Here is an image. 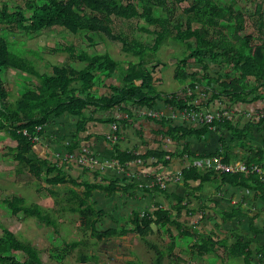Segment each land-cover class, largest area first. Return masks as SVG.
<instances>
[{
    "label": "trees",
    "instance_id": "16d2710c",
    "mask_svg": "<svg viewBox=\"0 0 264 264\" xmlns=\"http://www.w3.org/2000/svg\"><path fill=\"white\" fill-rule=\"evenodd\" d=\"M182 2L186 5L180 11L175 10ZM9 3L8 0L0 1V133L15 141L8 145L3 156L17 161L16 175L43 178L48 184L46 189L53 195L64 189L62 199L67 205L61 207L77 213V226L82 232L89 231L97 239L135 233L153 249V264H163L164 256H172L176 248L187 251L192 258L197 257L205 264H214L217 258H221L222 264L236 263L234 260L224 261L223 254L227 256L228 252L234 257L243 256L247 262L249 242L244 241L234 228L226 227V237L232 235L236 238L234 243H228L226 238H217L219 226L225 227L230 221L241 220L245 214L241 202L233 204L231 209L220 208L212 191L221 193L220 188L224 184L253 186L264 201V144H253L248 137L253 129L258 130L260 125L264 127V114L246 119L242 114L236 115L237 110L233 112L235 107L246 109L251 103L264 99V15L261 4H256L254 12L259 14L256 27L263 36L255 42L252 33H241L245 23L236 0H18L12 6ZM112 16L143 20L145 24L137 28L154 35L153 44L149 47L152 50L166 38L184 43L183 55L176 64L173 77L185 87L170 93L159 90L153 75L154 68L145 66L141 60L145 47L137 49L118 32L111 33V36L120 40L124 51L137 54L139 60L124 67L107 51L99 53L81 49L76 52L74 46L66 45L61 50L68 51L71 57L74 54L73 58L82 65L75 68L53 64L49 72L38 70L35 60L27 55L33 50L23 46V40L7 35L33 33L52 26H61L73 33L89 29L110 34L112 25L109 19ZM229 25L234 27L233 38L224 31ZM189 60L201 64L203 73L189 70ZM211 65L220 67L222 71H208ZM10 68L37 79V83H25L21 92L12 99L3 78L4 72ZM100 84L107 87L103 94L95 92ZM129 102L136 104L134 110ZM161 103L170 106L171 113L166 114L160 109ZM203 104L216 106L213 110L229 109L232 113L229 117L203 123L179 118L182 111H212ZM91 106L103 109L117 106L121 112L105 119L111 124L110 131L104 136L113 146L107 156L98 157L88 145L80 143L79 132L84 130L88 120H94L88 112ZM141 107L154 110L157 115L141 113L138 110ZM133 111L139 117L158 123L160 128L157 132L163 139L173 142L174 147L150 148L145 152L122 148L119 128L134 117ZM61 115L77 118V129L71 131L64 148L56 151L52 158L37 155L32 146L47 135L53 118ZM112 124H115L114 129ZM210 131L216 132L220 146L213 151L195 153L192 143L204 139ZM235 148L242 149L239 157L242 162L248 167L257 164L259 170L203 169L195 162L211 156H220L226 163L233 162L236 157L232 150ZM67 153L73 157H65ZM83 155L97 156L99 160L109 158L116 163L100 167L77 162L76 158ZM173 157L185 159L186 165L177 171L169 170ZM71 163L80 167L81 172L77 176L65 170ZM105 167H113L118 172L103 176L100 181L88 179L87 171L93 170L98 174L102 170L100 168ZM140 177L147 178L146 182ZM170 181L175 182L173 189L181 186L182 192L170 191ZM95 191L106 196L127 194L128 198L136 193H161L168 203L163 205L155 201L151 207L145 208L134 205L127 216L119 215L120 220H126L125 224L103 228L101 222L106 211L98 208L91 199ZM202 192L206 196L201 195ZM3 200L13 212L21 211L54 228L57 225L47 209L37 202H28L21 194H13ZM60 200L58 202L61 203ZM196 214L199 218L191 221L190 217ZM0 229V264L6 260L14 264H46L30 241L20 238L6 226L2 225ZM155 231L169 233L170 241L164 245L152 241L148 236ZM80 242L82 239L64 241L63 246L71 249ZM220 245L223 254L218 253L217 246ZM206 255L208 262L203 258ZM82 258H94V255L85 254Z\"/></svg>",
    "mask_w": 264,
    "mask_h": 264
},
{
    "label": "rangeland",
    "instance_id": "374dc122",
    "mask_svg": "<svg viewBox=\"0 0 264 264\" xmlns=\"http://www.w3.org/2000/svg\"><path fill=\"white\" fill-rule=\"evenodd\" d=\"M8 1L11 6L18 2V0ZM236 1L238 7L243 11L245 23L241 33H252L254 41L259 42L260 37L263 35L259 33L256 27L259 14L255 13L254 9L257 3L261 4V13L264 15V0ZM185 5L186 2H182L175 7V10L180 11ZM109 22L112 25L110 34L103 30L97 33L89 29H81L73 33L64 27L52 26L33 33H7V35L10 38L23 40V46L37 52V54L33 51L27 52V55L35 60L38 70L49 72L53 64L68 65L75 68L82 65L81 62H77L73 58L74 54L71 57L68 55V51L61 50V47L66 45L74 46L76 52L81 49L99 53L107 51L113 58L119 60L124 67L128 66L131 61L139 60L137 54L124 51L120 40L111 36V33L118 32L137 49L145 47L146 50H144L141 60L144 61L145 66L154 68L153 75L158 81L157 88L159 90L165 93L176 92L182 86L173 77V74L178 60L183 55L184 43L166 38L157 49L152 50L149 47L153 44L154 35L147 34L144 30L137 28V26L145 24L143 20L112 16ZM220 28L224 27L220 26ZM233 29L234 27L229 25L224 31L229 37L233 38ZM4 34L6 35V32ZM189 65V70H197L199 73H203L201 64H195L192 60H189ZM209 70L222 71L216 65H211ZM3 78L10 99L21 92L25 83H37L34 76L12 68L4 72ZM14 143L13 139L0 133V226H6L20 238L30 241L38 249L40 258L46 264H153V249L133 232L97 239L89 231H80L77 226V213L61 207L67 205L66 201L62 199L65 194L64 189H61L57 195H53L46 189L48 184L43 178L36 179L32 176L27 178L26 175H16L17 161L11 157L3 156L8 150V145ZM13 194H21L28 202H37L44 209H47L56 221V227L47 225L21 211L13 212L3 200ZM91 199L96 202L98 208L106 211L101 222L104 225L103 228L110 225L125 224V219H118V215H121L120 209H114L112 198H105L102 194L96 193L92 195ZM153 228L157 229L156 226H153ZM172 228L174 229V226ZM148 237L161 245L166 244L171 239L169 233L165 231H155ZM73 239H82V242L71 249L63 246L64 241ZM56 252L59 255L53 256L52 254ZM85 254H92L94 258L83 260L82 256ZM2 264L14 263L6 260ZM163 264L201 263L199 258H192L187 251L176 248L172 256H164Z\"/></svg>",
    "mask_w": 264,
    "mask_h": 264
},
{
    "label": "crops",
    "instance_id": "0c3cea01",
    "mask_svg": "<svg viewBox=\"0 0 264 264\" xmlns=\"http://www.w3.org/2000/svg\"><path fill=\"white\" fill-rule=\"evenodd\" d=\"M157 82L158 81H156L155 83L157 84ZM106 84H109V82H107ZM183 87H185V85L182 84V86L176 91H180ZM106 90L107 87L104 84H100L98 85V90L95 92L97 94H103ZM199 101L200 100L198 99V102ZM128 105L131 107V109L133 108V110L136 108V104L134 103L129 102ZM202 106L207 107L204 104ZM159 107L166 114L171 113L170 106H163V104L161 103ZM203 107V110L210 109L212 111H216L213 110L216 106L212 107V104H210L207 109H204ZM261 109H264V99L258 101V103H251L246 109H239L238 107H235L233 112L235 113V110H237L238 113H235L236 115L242 114L246 117V119H248ZM118 110L119 109L117 108V106L110 109L96 108L94 106H91L88 109V112L94 118V120H88L85 124L84 130L80 131L78 136L81 138L80 143L88 145L89 148H91V150L98 157L107 156L112 152V143L104 136L106 132L110 131L111 122L107 123L105 119L113 115L118 116V114L121 113H119ZM133 113L135 114L134 111ZM135 115L134 117H130L127 123L122 126L120 125L121 127L119 128V130L121 136L119 143L122 148L137 149L140 152H145L150 148L155 149L157 147H162L164 149H170L174 147L173 142H170L167 139H163L161 133L157 132V130L160 128L158 123L151 119ZM178 116L179 118H182L181 115ZM76 122L77 118L71 115H61L59 117H54L51 125L47 129V135L32 146L33 151L41 157L52 158L54 156L53 154L56 151H60L64 148V144L67 143V140L71 136V131L76 128ZM258 127V130L253 129L252 133L249 134V142L262 146L264 144V127L261 128V125ZM204 137V139H201L200 141H194L192 143V147L195 153L213 151L215 148L220 146L217 140L216 132H207ZM241 153V148H235L232 150V154L236 157V159H233V162L241 161L239 159ZM211 158L212 156L202 159L200 158L195 162L200 164L203 169H206L209 168L208 162ZM186 163L187 161L185 159L183 160L180 157H173L171 159L169 170L174 171V169H176L177 171V169H179L183 164L186 165ZM133 166L136 167L135 164H133ZM100 169H102L99 172L100 174H96L93 170L87 171L86 175L88 179L100 181L103 176H112L116 172H118L113 167H105V169ZM65 170L67 173H70L74 176H77L81 172L80 167H78L74 163L66 165ZM140 179L145 182L147 180V178L145 177H140ZM174 186L175 182L170 181L168 185L170 191H176L178 193L182 192L183 189L181 186H179V188L177 189H173ZM205 188L207 189L208 187L206 186ZM220 189L221 193H215V191H212L215 198L219 202L218 207L231 209L233 204L241 202V207L245 214L241 216L240 221H230V223L225 227L219 226V235L217 238H226V241L228 243H234L236 238H234L232 235H230L228 238L226 237V230L228 229V227L234 228L238 234L242 235L241 238H243L244 241L249 242L250 254H248L246 262L244 261L243 256L236 255V257H234L230 255L229 252L227 256L224 255L222 253L223 248L221 247V245L217 246L218 253L223 254L224 261L234 260V262L236 261L235 264H264V201L259 197L258 190H256L253 186L230 184H224ZM96 193L102 194L105 198H112L114 209H120V213L125 214L126 216L131 212L134 205H140L141 208H145V206L151 207L153 205V202L155 201H158L163 205H167L168 203L167 198L161 193H136V195L129 198L127 197V194L122 195L121 193H117L114 196H106L102 192L95 191L94 194ZM201 195L206 196V193L202 192ZM198 218L199 215L197 214L190 217L191 221H196ZM208 225H210V222L208 223ZM196 258L197 257H195V259ZM203 258L206 259L208 257L206 255ZM199 262L201 264H205L204 261L202 262L199 260ZM206 262H208L207 259ZM214 264H222L221 258H217L216 261H214ZM227 264L234 263L232 262Z\"/></svg>",
    "mask_w": 264,
    "mask_h": 264
},
{
    "label": "built area",
    "instance_id": "2783aa9c",
    "mask_svg": "<svg viewBox=\"0 0 264 264\" xmlns=\"http://www.w3.org/2000/svg\"><path fill=\"white\" fill-rule=\"evenodd\" d=\"M188 93H190L189 89H188ZM138 110H140L141 113H147L149 115H157L156 111L150 110V109H145L144 107H141ZM181 113H182L181 114L182 118H186L188 120H194L196 122H200V123L202 122L203 123V122H211L215 118H221L224 116L229 117L232 112L229 109H219L216 111L188 110V111H182ZM263 114H264V110H259L253 116L254 117H260ZM111 128L114 129L115 124H112ZM23 132H26V131L24 130ZM114 138H115V136H114ZM34 139H36V136L34 137ZM83 150L85 152H88V150L86 148H83ZM68 156H70V158L73 157V155L70 153H67L65 155V157H68ZM76 159H77V162H84V163H87L90 165L97 164L100 167L112 166L116 163V160H110L109 158L99 160L97 156H93V155L78 156ZM208 166H209V168L212 167V168L218 169L220 171H231V172H238V171L252 172L254 170H259V168H260L259 165H257V164H252L248 167V165L242 161H234V162L226 163V162H223L221 160L220 156H212V158L208 162ZM158 179H161V177L159 176Z\"/></svg>",
    "mask_w": 264,
    "mask_h": 264
}]
</instances>
